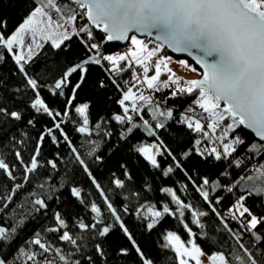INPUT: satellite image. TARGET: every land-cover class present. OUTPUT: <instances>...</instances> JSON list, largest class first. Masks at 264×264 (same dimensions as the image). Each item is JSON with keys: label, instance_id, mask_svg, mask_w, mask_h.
<instances>
[{"label": "snow or ice", "instance_id": "1", "mask_svg": "<svg viewBox=\"0 0 264 264\" xmlns=\"http://www.w3.org/2000/svg\"><path fill=\"white\" fill-rule=\"evenodd\" d=\"M22 6L27 12L10 30L0 0V65L10 59L12 74L21 81L9 91V107L3 97L7 80L0 75V132L15 146L24 140L5 131L9 125L34 127L36 116H44L51 126H44L27 161L18 148L14 151L21 182H15L16 165L0 158V172L15 182L7 195L0 192V264H158L159 255L150 256L137 240L129 216L149 233L165 220L175 221L179 231L165 230L160 243V249L172 252L174 264H264V162L251 172L245 163L256 155L264 161V0H32ZM153 35L155 40L147 42L139 38ZM74 41L82 54L66 55L50 83L31 74L28 66L44 54L45 43L57 54H70ZM113 42L128 47L106 51ZM165 47L192 56L198 68L178 63L198 78L177 77L168 67L172 57L163 54ZM92 66L102 73L93 90L111 86L119 93L114 101L103 93L96 101L79 99ZM162 67L167 80L160 79ZM163 89L170 91L157 96ZM181 96L192 97L183 111L168 106ZM51 98L61 99L62 106L53 107ZM109 102L118 110L105 112ZM29 110L33 116L25 122ZM172 123L195 134L190 147L177 151L162 138ZM67 125L80 136L79 144ZM137 132L143 137L130 151L159 183L153 189L145 180L137 189L127 163H121L120 175L113 171L106 187L92 165L102 164L106 152ZM114 136L117 142L109 143ZM46 140L57 148L65 144L68 159L56 152L42 162ZM194 156L218 169L214 178L195 165L187 167ZM69 165L78 168L84 183L69 177ZM44 167L51 172L28 193L29 210L12 216L16 194ZM178 174L182 179L175 180ZM153 191L158 199L142 201V193ZM225 193L232 197L227 205ZM52 202L58 207L50 208ZM73 202L90 214L87 222L79 212L66 211L64 205ZM49 214L53 224L43 232L56 234V244L40 230L16 243L37 215Z\"/></svg>", "mask_w": 264, "mask_h": 264}, {"label": "trees", "instance_id": "2", "mask_svg": "<svg viewBox=\"0 0 264 264\" xmlns=\"http://www.w3.org/2000/svg\"><path fill=\"white\" fill-rule=\"evenodd\" d=\"M24 3H27L28 5H31L32 0H3V13L5 16V19L9 21V29L11 30L15 25H17L21 18L26 14L27 8L22 6ZM153 47V44L149 43L148 47ZM105 50L111 53H114L118 51V48L109 46L108 44L105 46ZM82 46L79 45L77 41L73 42V47L70 50V54H57L56 50H53L47 43H45V48L43 49V55H41L34 64H30L29 70L32 75L40 78L42 82H48L50 83L52 78L55 76H58L60 71L63 69L64 64L66 62L65 57L67 55L68 59H74L78 58L82 54ZM168 56H170L167 51L164 50V53ZM188 64L191 65V63L188 62ZM14 64L9 59V61L6 64L0 65V75L4 76L7 80V88L3 91V97L8 102V106L12 107V103L8 100L9 97V91L12 90L15 86L20 84V77L18 75H13L14 72ZM101 70L98 67L92 66L89 69L88 74V83L84 86L83 90L79 93V99L84 100L87 98H91L94 101H96L99 98V95L103 93L104 95L111 96L112 100L114 101L116 98H118L119 93L116 92L114 88L111 86L106 90H99V92H96L93 90L92 85L101 78ZM170 90L163 89L162 93H156L157 96L161 94H167ZM47 96V93H45ZM192 97H185L181 96L177 99H173L169 101L168 106H174L179 111H183L185 107H187L188 104L191 103ZM50 103L53 107H61L62 106V100L51 98ZM16 107H22L21 105L17 104ZM109 109H116L118 110V106L114 103H107L106 107L103 109L105 112ZM96 111L93 112V118H95ZM33 116V113L29 110L26 112L25 115V122L27 119H31ZM36 124L34 127L32 126H25L24 122H21L19 126L13 124L9 125L8 128L5 129V131H10V134L12 136H15L17 140L23 139V144H16L13 146L9 143V136L4 135L3 132H0V158H4L7 163L10 165H16L15 175L17 177V180L15 182H21V173L22 169L20 168L18 162L15 159L14 151L18 148L22 155L27 161L31 154L32 150L35 146L36 140L38 139V136L40 132L43 130L44 126H51V122L48 120L47 117L44 116H36ZM66 130L68 131L69 135L72 137L73 141L77 144L80 143V136L72 131V126L67 125ZM27 134L26 137L24 134ZM143 137L142 132H137L127 143L119 142L118 147L108 153H105V159L102 164L99 166L92 165L93 170L97 176V178L101 181L103 185L106 187L108 186V178L110 174L115 171L117 175H120L119 165L121 163H127L130 171L132 172L133 178H134V186L138 189L141 184L147 180L149 183L153 185V189L157 186L159 181L153 180V172L148 167L146 162H144L142 159L138 158L136 155L131 153L130 146L132 144H136L141 138ZM162 138L165 140L166 143L170 145L173 149H176L177 151H182L185 147H190L191 142L197 138L195 134L189 133L187 129L180 127L179 125H176L174 123L171 124V127L167 131H162ZM248 139L249 137H245ZM117 138L114 136L113 140L109 143H116ZM59 152L61 156L65 157V159H68V148L65 144L61 143V145L57 148V146L53 145L50 140H46L43 144L42 150H41V161H46L47 159H51L54 157L55 153ZM264 162L261 160L260 155H256L255 158H249L245 161L246 164L249 166V172H251L254 167L260 163ZM187 167H193L195 165L196 169L199 171L200 174L209 175L210 177L214 178V174L218 171V169H215L212 167V163H208L207 166H203L204 162L200 160L199 157H193L191 160L185 162ZM69 177H74L76 182L84 183V177L82 174L79 173L78 168L75 165H69ZM61 177L64 175V168L61 166ZM236 172H240L239 169L235 170ZM51 172L50 168L44 167L39 170L37 174H35L32 177V182L25 185L23 189H21L15 196L14 203L11 205L12 209V216H15L17 213H26L29 208V197L28 193L33 191L34 187L37 186L39 183L44 182V179L48 173ZM175 180L182 179V174H178L174 177ZM60 183H64V180L61 178H58ZM13 181L7 179V177L0 172V192H2L4 195H7L8 189H10L14 183ZM37 191H39L38 188H36ZM86 191H93V199H97L94 190L91 189L90 185H86L85 187ZM226 199L224 201V204L227 205L232 198L230 194L225 193L224 194ZM144 198L149 199H158L159 196L153 191L149 193H142V201ZM189 198H192V202H197V197H195V194L192 192H189ZM65 201L69 199L68 194L66 190L64 191V196L62 197ZM99 202V201H98ZM135 201L132 202V204L129 205L130 209H133L135 206ZM251 204V201H249ZM117 204L119 206V201H117ZM58 204L55 202H52L50 204V208H57ZM64 208L66 211L70 214H74L76 212H79L81 216H83L87 222V220L90 219V214L87 212V210L78 208L75 206L74 202L72 206H69L68 204L64 205ZM130 224L135 226V232H136V238L141 244H146V251L150 256L156 257L159 255L160 259L158 260V264H174V258L171 251L168 250H162L160 249V243H162V236L165 230H174L179 231V226L175 223V221L168 219L163 222L161 226H158L154 231L151 233L146 232L143 230L142 227H139V222L135 220L134 217L129 216L127 217ZM53 221L51 219V214H49L48 217H44L42 215H37V218L33 221H31L27 229L20 233V238L16 241L17 244H22L26 239H28L32 233L36 230L42 231V234L45 236V238L52 243L56 244L57 241L55 239L56 234L51 233H44L43 229L52 226ZM194 227V226H193ZM195 230V228H194ZM209 232L211 233V228H209ZM182 238L187 239L186 234L183 232H180ZM114 239H118V237H114ZM248 242V241H246ZM234 243V242H233ZM128 264H134L133 261L129 260Z\"/></svg>", "mask_w": 264, "mask_h": 264}, {"label": "rangeland", "instance_id": "3", "mask_svg": "<svg viewBox=\"0 0 264 264\" xmlns=\"http://www.w3.org/2000/svg\"><path fill=\"white\" fill-rule=\"evenodd\" d=\"M127 47L128 45H126L125 47L119 48L118 51H125ZM178 61L180 60L172 57V61L168 62V67L171 68L173 72H175L177 77H180L182 79L198 78L197 75L195 73H192L188 67L180 65ZM161 71L163 74L161 75L160 79L167 80L168 78L167 70L162 67Z\"/></svg>", "mask_w": 264, "mask_h": 264}, {"label": "water", "instance_id": "4", "mask_svg": "<svg viewBox=\"0 0 264 264\" xmlns=\"http://www.w3.org/2000/svg\"><path fill=\"white\" fill-rule=\"evenodd\" d=\"M139 38L145 40L146 42L149 40H155L154 35L153 36H140ZM156 43H159V41H156ZM108 45L115 47V48H122V47H125L127 44L125 42H113V43H110ZM164 50L167 51V53L175 59L185 60V61L191 63V65L193 67H197V68L199 67L198 65H196L193 57L189 56L188 53H186V52H174L170 48H166V47Z\"/></svg>", "mask_w": 264, "mask_h": 264}, {"label": "built area", "instance_id": "5", "mask_svg": "<svg viewBox=\"0 0 264 264\" xmlns=\"http://www.w3.org/2000/svg\"><path fill=\"white\" fill-rule=\"evenodd\" d=\"M152 47V46H151ZM151 47H149V48H151Z\"/></svg>", "mask_w": 264, "mask_h": 264}]
</instances>
